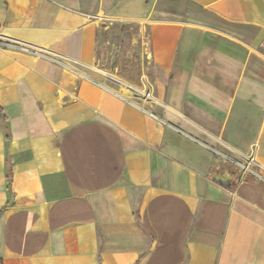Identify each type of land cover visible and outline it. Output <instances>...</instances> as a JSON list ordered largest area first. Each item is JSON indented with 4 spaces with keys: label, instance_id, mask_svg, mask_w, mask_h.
<instances>
[{
    "label": "crops",
    "instance_id": "obj_1",
    "mask_svg": "<svg viewBox=\"0 0 264 264\" xmlns=\"http://www.w3.org/2000/svg\"><path fill=\"white\" fill-rule=\"evenodd\" d=\"M105 20L145 26V108L91 75ZM0 39V264H264V0H0Z\"/></svg>",
    "mask_w": 264,
    "mask_h": 264
},
{
    "label": "rangeland",
    "instance_id": "obj_2",
    "mask_svg": "<svg viewBox=\"0 0 264 264\" xmlns=\"http://www.w3.org/2000/svg\"><path fill=\"white\" fill-rule=\"evenodd\" d=\"M175 1L171 0L174 4ZM149 51L150 42L143 24L105 20L97 31L95 66L90 70L91 75L125 100L145 108V99L152 100L157 93L154 79L165 73L157 67ZM221 159L224 163L219 167L230 164L238 170L235 163Z\"/></svg>",
    "mask_w": 264,
    "mask_h": 264
},
{
    "label": "water",
    "instance_id": "obj_3",
    "mask_svg": "<svg viewBox=\"0 0 264 264\" xmlns=\"http://www.w3.org/2000/svg\"><path fill=\"white\" fill-rule=\"evenodd\" d=\"M220 169L219 172L215 170ZM211 176L215 181L219 182L224 186H231V184L235 183L238 178V171L233 168L230 164L223 165L219 168H214V171L211 173Z\"/></svg>",
    "mask_w": 264,
    "mask_h": 264
},
{
    "label": "built area",
    "instance_id": "obj_4",
    "mask_svg": "<svg viewBox=\"0 0 264 264\" xmlns=\"http://www.w3.org/2000/svg\"><path fill=\"white\" fill-rule=\"evenodd\" d=\"M15 44L17 45V43H12L10 41H6V40L0 39V46H16ZM18 48L21 49L22 51H28L29 50V46L28 45H25V44H18ZM214 151L220 157H223L225 159V161H229V162L235 163L238 166V168L239 167H245V168L248 169L247 164H243L242 161H240V160H238L236 158H233L230 155H227V154H225L223 152H220L218 150H214Z\"/></svg>",
    "mask_w": 264,
    "mask_h": 264
},
{
    "label": "trees",
    "instance_id": "obj_5",
    "mask_svg": "<svg viewBox=\"0 0 264 264\" xmlns=\"http://www.w3.org/2000/svg\"><path fill=\"white\" fill-rule=\"evenodd\" d=\"M0 121H1V124L3 126V129L5 130V138H6V141L8 142V140H9L8 127H7L5 118L2 115L1 111H0ZM11 182H12V179H11V171H10V168L7 166L6 190H7V193H8L9 198H8V200L6 202V205L10 202V198L12 196ZM2 209H3V207L0 208V212L2 211Z\"/></svg>",
    "mask_w": 264,
    "mask_h": 264
},
{
    "label": "flooded vegetation",
    "instance_id": "obj_6",
    "mask_svg": "<svg viewBox=\"0 0 264 264\" xmlns=\"http://www.w3.org/2000/svg\"><path fill=\"white\" fill-rule=\"evenodd\" d=\"M216 172H219L220 171V169H217V170H215Z\"/></svg>",
    "mask_w": 264,
    "mask_h": 264
}]
</instances>
